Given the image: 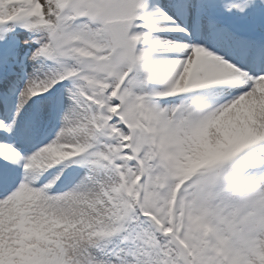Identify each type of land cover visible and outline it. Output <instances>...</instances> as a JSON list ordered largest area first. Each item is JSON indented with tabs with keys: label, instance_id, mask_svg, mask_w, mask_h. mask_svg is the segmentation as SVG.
Listing matches in <instances>:
<instances>
[{
	"label": "snow or ice",
	"instance_id": "6c2138e0",
	"mask_svg": "<svg viewBox=\"0 0 264 264\" xmlns=\"http://www.w3.org/2000/svg\"><path fill=\"white\" fill-rule=\"evenodd\" d=\"M0 264H264V0H0Z\"/></svg>",
	"mask_w": 264,
	"mask_h": 264
}]
</instances>
